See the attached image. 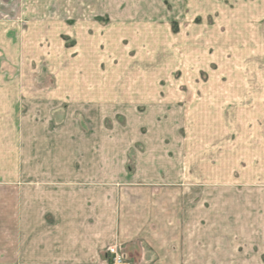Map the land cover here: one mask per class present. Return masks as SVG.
<instances>
[{
	"label": "rangeland",
	"instance_id": "374dc122",
	"mask_svg": "<svg viewBox=\"0 0 264 264\" xmlns=\"http://www.w3.org/2000/svg\"><path fill=\"white\" fill-rule=\"evenodd\" d=\"M0 24L31 118L110 157L125 264L131 246L184 244L264 264V0H0ZM32 199L0 190V264H33L23 247L50 216Z\"/></svg>",
	"mask_w": 264,
	"mask_h": 264
},
{
	"label": "crops",
	"instance_id": "0c3cea01",
	"mask_svg": "<svg viewBox=\"0 0 264 264\" xmlns=\"http://www.w3.org/2000/svg\"><path fill=\"white\" fill-rule=\"evenodd\" d=\"M8 45L11 46L8 39L0 38V190L6 191V203L10 207L14 206L16 198L24 204L29 190L33 196L32 204L44 207V211L47 209L53 223L47 225L49 232L44 231L42 227L49 218L44 219L40 213L36 216L39 230H33L32 234L37 240H32L28 247L25 243L23 254L30 255L33 264H98L103 247L111 246L112 236L113 243L118 245V238L124 241L131 239L126 235L133 234L126 229L124 219L117 220L111 214V206L117 205L116 213L119 211L123 187L118 190L110 187V157L104 155L103 145L101 150L94 144L100 142L94 135L86 141L93 143L88 144L87 149H81L80 154L77 132L64 135L58 122L54 123V130L48 131L49 119L31 118L29 74L22 72L20 75L10 67L13 59L11 54L8 55ZM95 154L99 156L94 157ZM20 185L22 200L16 193ZM112 190L116 191L114 196ZM86 205L92 208L90 212L85 213ZM119 227L120 234L117 233ZM51 236L55 237L54 241L47 242V237ZM23 237L29 235L23 233ZM64 237L69 241L62 244ZM123 252L131 258V264L217 263L215 257L208 261L205 247L191 248L185 244L131 246L128 252ZM103 260L106 261L100 264L110 262L109 252Z\"/></svg>",
	"mask_w": 264,
	"mask_h": 264
},
{
	"label": "built area",
	"instance_id": "2783aa9c",
	"mask_svg": "<svg viewBox=\"0 0 264 264\" xmlns=\"http://www.w3.org/2000/svg\"><path fill=\"white\" fill-rule=\"evenodd\" d=\"M108 252L111 255V260L104 264H125V255H123L121 248L118 245H111L108 248Z\"/></svg>",
	"mask_w": 264,
	"mask_h": 264
}]
</instances>
